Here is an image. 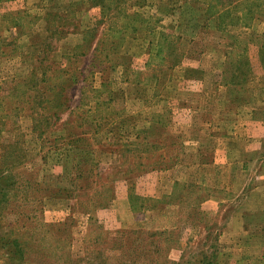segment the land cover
Masks as SVG:
<instances>
[{"label": "rangeland", "instance_id": "1", "mask_svg": "<svg viewBox=\"0 0 264 264\" xmlns=\"http://www.w3.org/2000/svg\"><path fill=\"white\" fill-rule=\"evenodd\" d=\"M261 161L264 0H0V264H264Z\"/></svg>", "mask_w": 264, "mask_h": 264}, {"label": "crops", "instance_id": "2", "mask_svg": "<svg viewBox=\"0 0 264 264\" xmlns=\"http://www.w3.org/2000/svg\"><path fill=\"white\" fill-rule=\"evenodd\" d=\"M232 142L234 143V142H236V139L235 138H233L232 139ZM248 143H250V144H254V145H256V146H261V140H260V138H254V137H249V140H248ZM260 164H264L262 161L260 162ZM264 166V165H263ZM258 167L260 168L261 166L260 165H258ZM239 243V242H238ZM238 246H240V244H238Z\"/></svg>", "mask_w": 264, "mask_h": 264}, {"label": "trees", "instance_id": "3", "mask_svg": "<svg viewBox=\"0 0 264 264\" xmlns=\"http://www.w3.org/2000/svg\"><path fill=\"white\" fill-rule=\"evenodd\" d=\"M44 75V74H43ZM42 80V82H43V80L45 81V79H40V81ZM61 92H62V90H60ZM10 179H11V177H10ZM0 191L2 192V190L0 189ZM16 249H18V248H16Z\"/></svg>", "mask_w": 264, "mask_h": 264}]
</instances>
